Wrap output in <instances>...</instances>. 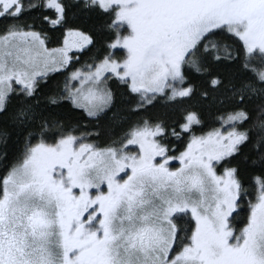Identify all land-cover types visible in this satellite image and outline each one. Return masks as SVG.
I'll use <instances>...</instances> for the list:
<instances>
[{
	"label": "rangeland",
	"instance_id": "374dc122",
	"mask_svg": "<svg viewBox=\"0 0 264 264\" xmlns=\"http://www.w3.org/2000/svg\"><path fill=\"white\" fill-rule=\"evenodd\" d=\"M91 1L120 10V35L109 58L69 76L67 98L89 117L110 106L108 77L127 82L142 97L181 91L185 56L212 30L225 27L249 53L264 54L262 0ZM16 3L0 0V14ZM45 5L61 15L58 0ZM170 10L176 13L170 16ZM89 43L78 31H68L56 48L31 30L11 28L1 35L0 112L14 91L31 93L36 81L66 69ZM240 114L227 116L176 156L167 154L157 141L160 129L150 125L134 127L108 148L76 135L30 147L3 182L0 264H79L69 256L70 242L76 248L84 231L112 240L102 264H264V191L249 227L236 233L228 223L238 189L230 173L214 169L243 139L233 129ZM196 121L188 116L182 130ZM97 209L107 214L104 228ZM181 214L194 227L188 243L176 249L175 219Z\"/></svg>",
	"mask_w": 264,
	"mask_h": 264
},
{
	"label": "trees",
	"instance_id": "16d2710c",
	"mask_svg": "<svg viewBox=\"0 0 264 264\" xmlns=\"http://www.w3.org/2000/svg\"><path fill=\"white\" fill-rule=\"evenodd\" d=\"M61 15L46 0H22V11L0 16V36L11 28L39 33L48 48L62 44L68 31L89 37V46L73 55L62 70L36 81L31 93L14 91L0 112V199L3 182L30 147L76 135L98 148L125 139L136 126L160 129L158 143L170 156L182 152L190 141L218 129L229 115L240 114L233 129L243 136L229 156L215 164L217 174L230 173L238 189L229 227L236 233L249 227L259 195L264 191V54L248 52L231 30L210 31L196 44L182 65V90L171 89L142 97L127 82L108 77L109 108L89 117L67 98L72 71L110 57L118 39L116 8L103 9L91 0H58ZM192 62V64L190 63ZM196 123L184 131L188 116ZM176 249L188 243L194 222L188 214L176 219Z\"/></svg>",
	"mask_w": 264,
	"mask_h": 264
},
{
	"label": "flooded vegetation",
	"instance_id": "af4514ba",
	"mask_svg": "<svg viewBox=\"0 0 264 264\" xmlns=\"http://www.w3.org/2000/svg\"><path fill=\"white\" fill-rule=\"evenodd\" d=\"M262 1H264V0H262ZM21 3H22V0H17V3L11 7V10H14V11L10 12L11 10L9 9V10H6L5 13H3V14H6V13L18 14L19 12L22 11V4ZM2 9L3 8H1L0 10H2ZM3 10H5V9H3ZM175 13H176L175 10L174 11L170 10V16H172ZM3 14H0V16H2ZM159 25L160 24H158V26ZM187 40H188V37H184V39H182V43L186 42ZM86 48L82 49L81 51L77 52L76 54L82 52ZM115 206H117V204H115L114 206H110V207L108 206V209H111L113 211L116 209V208H114ZM108 209H105V210H107V212H108ZM97 211L99 212L98 209H97ZM100 215L101 216H99L98 218L99 219L103 218V220L101 219V221H102L101 228H104V226L107 222V214L104 215V213L101 212ZM77 228H80V227H77ZM104 232H105L104 237H106L108 232L107 231H104ZM76 237H77L76 241L78 243L76 248H74L75 243L70 242V247L72 246V248H71L72 251H71V253H69L70 258L77 256L76 259L79 258L80 262L77 261L79 264H102L99 260L101 259V261L103 262L102 258H104L105 255H106V257L108 256V251L106 250V245H107V243L111 244L112 240L111 239L103 240V235H101V237H98V236L94 237L93 235L90 236L85 231H84V233H81L80 235L78 234V236H76ZM90 237H93V239L89 240ZM65 239H66V236L64 238V241H65ZM67 258H69V257H67ZM107 262H108V264H110L109 260H107Z\"/></svg>",
	"mask_w": 264,
	"mask_h": 264
},
{
	"label": "snow or ice",
	"instance_id": "6c2138e0",
	"mask_svg": "<svg viewBox=\"0 0 264 264\" xmlns=\"http://www.w3.org/2000/svg\"><path fill=\"white\" fill-rule=\"evenodd\" d=\"M106 103H108V101H106Z\"/></svg>",
	"mask_w": 264,
	"mask_h": 264
}]
</instances>
